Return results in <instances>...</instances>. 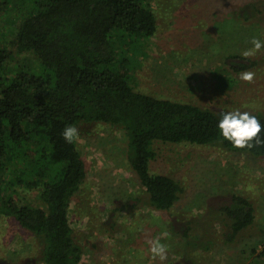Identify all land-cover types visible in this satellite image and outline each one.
I'll use <instances>...</instances> for the list:
<instances>
[{
  "label": "rangeland",
  "instance_id": "374dc122",
  "mask_svg": "<svg viewBox=\"0 0 264 264\" xmlns=\"http://www.w3.org/2000/svg\"><path fill=\"white\" fill-rule=\"evenodd\" d=\"M8 1L0 10L3 43L34 11ZM148 3L157 19L156 35L142 40L135 52L118 43L130 59L136 91L214 110L264 114V46L244 55L253 48V37L264 41V0ZM236 59L246 61L247 68L231 70L229 62ZM22 69L35 71L38 63L13 52L9 71ZM242 72H252V80L241 79ZM75 128L86 178L68 213L74 241L82 249L80 264H264L263 158L217 146L154 143L150 172L170 175L185 188L171 209L160 211L148 205L130 168L122 130L103 123ZM28 189L17 187L14 199L41 207L40 189ZM233 195L246 198L255 215V226L234 238L221 212ZM155 238L167 246L163 260L149 250ZM42 252L39 237L0 216V264H44Z\"/></svg>",
  "mask_w": 264,
  "mask_h": 264
},
{
  "label": "trees",
  "instance_id": "16d2710c",
  "mask_svg": "<svg viewBox=\"0 0 264 264\" xmlns=\"http://www.w3.org/2000/svg\"><path fill=\"white\" fill-rule=\"evenodd\" d=\"M15 1L34 11L21 18L11 40L0 42V216L43 241L44 264L82 259L68 212L86 166L74 139L68 143L62 136L68 125L103 123L122 130L130 168L148 205L160 211L171 209L185 188L170 175L150 172L154 143L217 146L264 159V144L236 148L219 134L217 124L226 111L135 90L130 59L118 43L135 52L142 40L156 35L148 0ZM8 2L2 0L0 10ZM13 52L32 57L38 69L12 74ZM229 65L238 72L248 64L236 59ZM250 114L264 125V114ZM20 186L40 189L41 207L19 204L14 192ZM221 212L233 238L255 226L246 198L233 195Z\"/></svg>",
  "mask_w": 264,
  "mask_h": 264
},
{
  "label": "clouds",
  "instance_id": "9594fccd",
  "mask_svg": "<svg viewBox=\"0 0 264 264\" xmlns=\"http://www.w3.org/2000/svg\"><path fill=\"white\" fill-rule=\"evenodd\" d=\"M251 43L253 48L246 51L245 56L264 46V41L255 37H253ZM253 75L252 72H242L240 74L241 79L248 81L252 80ZM262 128H264V125L255 115H251L247 111L242 112L239 109L224 112L217 124L219 134L236 148H252L254 145L264 144V136L260 135ZM76 135L77 129L72 125L66 126L62 132L63 138L68 143H71ZM149 250L154 257L163 260L167 246L159 238H155L150 242Z\"/></svg>",
  "mask_w": 264,
  "mask_h": 264
}]
</instances>
